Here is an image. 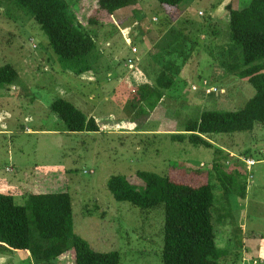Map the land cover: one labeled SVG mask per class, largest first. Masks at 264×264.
I'll return each mask as SVG.
<instances>
[{"label":"rangeland","instance_id":"1","mask_svg":"<svg viewBox=\"0 0 264 264\" xmlns=\"http://www.w3.org/2000/svg\"><path fill=\"white\" fill-rule=\"evenodd\" d=\"M66 1L77 24L94 39L91 68L81 76L62 71L39 26L15 9L13 0H0V66L12 65L18 75L15 83L0 88V192L12 193L21 204L24 194L25 199L30 193L66 192L72 231L91 249L117 252L119 264H161L163 210L141 211L116 202L106 188L109 178L134 182L137 172L164 176L171 167H179V174L190 168L206 172L214 160L233 169V159L247 156L255 164L240 168L246 178L243 199L230 197L226 205L219 183L211 179L215 208L224 206L230 214L215 227V244L226 264H264V125L256 124L250 134L212 136L214 147L224 152L220 155H214L215 148L169 136L204 111H237L254 95L251 85L226 73L217 61L239 54L225 35L226 6L241 9L249 0H186L177 7L137 0V19L126 8L92 26L87 20L97 0ZM169 12L178 17L151 47ZM130 58L138 60L133 70L126 67ZM166 68L176 73L171 90L162 97L156 89L139 102L132 91L150 84L144 74ZM203 80L217 92L205 95ZM58 98L93 117L99 132L68 133L50 112ZM30 262L25 252L0 247V264ZM41 264L74 260L68 252Z\"/></svg>","mask_w":264,"mask_h":264},{"label":"trees","instance_id":"2","mask_svg":"<svg viewBox=\"0 0 264 264\" xmlns=\"http://www.w3.org/2000/svg\"><path fill=\"white\" fill-rule=\"evenodd\" d=\"M156 1L161 6L177 7L186 0ZM137 4V0H97L87 24L96 25L97 21L108 19L125 8L132 9L137 19ZM12 6L39 26L62 71L81 76L90 70L94 39L77 24L66 0H13ZM226 9L228 25L225 35L228 43L238 50L239 57L231 55V59L221 57L217 61L226 73L251 85L254 95L237 111H204L196 118L188 119L181 124L179 131L169 134L172 141L215 148L210 140L212 136L250 134L256 124L264 125V0H249L241 9H232L230 5ZM167 15L170 17L166 16L160 22L161 29L169 27L178 17L170 12ZM165 36L166 32L161 40ZM220 53L225 55L223 50ZM170 69L144 74L150 84L140 85L133 91L137 92L139 102L150 97L156 89L163 92L162 97L171 90L176 73L172 74ZM17 77L12 65L0 66V88L15 83ZM50 112L68 133L99 132L93 117H88L64 99H55L50 104ZM221 153L224 152L215 148L214 155ZM238 159L239 156L231 162L235 166L233 169L214 160L206 172L190 168L179 174V167H171L164 176L137 172L134 182L124 176H112L106 188L118 203H127L141 211L163 210L161 264H226L223 251L215 244V227L230 214L224 206L215 208L217 198L211 179L215 178L219 183L220 199L226 205L232 202L230 197L243 199L246 178L240 171L244 166L237 162ZM184 179L185 183L181 181ZM24 196L20 198L23 200L21 204L12 193L0 192V247L25 252L30 264L50 263L68 252L72 253L74 264L120 263L117 252L94 251L73 233L72 204L68 193H30L25 199ZM235 260L234 256L231 261Z\"/></svg>","mask_w":264,"mask_h":264},{"label":"built area","instance_id":"3","mask_svg":"<svg viewBox=\"0 0 264 264\" xmlns=\"http://www.w3.org/2000/svg\"><path fill=\"white\" fill-rule=\"evenodd\" d=\"M132 54H136L135 49L132 50ZM137 63H138V60H135L133 58L127 59L126 67L128 69L131 68V70H133ZM201 85H202L203 93L205 95H211V94L217 92V89L209 86L207 81L203 80ZM192 89L196 90L195 87H192ZM239 160L244 165V167L247 168V169L251 168L255 164V162L253 160H251V159H239Z\"/></svg>","mask_w":264,"mask_h":264},{"label":"crops","instance_id":"4","mask_svg":"<svg viewBox=\"0 0 264 264\" xmlns=\"http://www.w3.org/2000/svg\"><path fill=\"white\" fill-rule=\"evenodd\" d=\"M125 9H126V8H125ZM125 9L118 10V11H116L114 14L122 13V11L125 10ZM114 14H113V15H114ZM146 31H147V34L150 33V32H151V28L147 29ZM164 33H165V31H163V29H161V28L158 29V31L156 32V37H154V38H156V41L153 40V42H149L150 45H151V47H154V46H155V43H156V42H159V41L161 40V37H163ZM143 40H144V39H143ZM143 40H141V41H143ZM149 41H150V40H149ZM134 71H135V70H134ZM146 80H147V79H146ZM147 81H148V80H147ZM208 84H209V83H208ZM132 92H133V91H132ZM89 112H91V111H88L87 113L89 114ZM92 112H93V111H92ZM92 112H91V114H92ZM91 114H90V116H91ZM231 155H232V154H231ZM240 159H242V158H240Z\"/></svg>","mask_w":264,"mask_h":264}]
</instances>
